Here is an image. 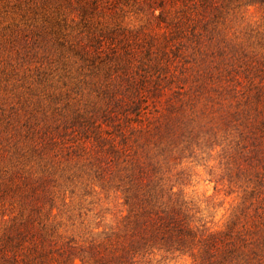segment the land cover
I'll return each instance as SVG.
<instances>
[{
	"label": "rangeland",
	"instance_id": "374dc122",
	"mask_svg": "<svg viewBox=\"0 0 264 264\" xmlns=\"http://www.w3.org/2000/svg\"><path fill=\"white\" fill-rule=\"evenodd\" d=\"M109 1L0 0V264H199L116 257L137 192L264 233V0Z\"/></svg>",
	"mask_w": 264,
	"mask_h": 264
},
{
	"label": "trees",
	"instance_id": "16d2710c",
	"mask_svg": "<svg viewBox=\"0 0 264 264\" xmlns=\"http://www.w3.org/2000/svg\"><path fill=\"white\" fill-rule=\"evenodd\" d=\"M57 2L59 13H63L65 4L78 10L86 22L96 10L110 4L109 0ZM158 16L162 17V13ZM112 66H109V72ZM130 66V59L119 56L115 59L113 70H122L124 75H129ZM135 195L143 206L134 220L131 240L128 246L122 248L123 254L116 256L117 258L126 259L132 251L158 246L180 253H190L196 261L199 259V264H264V233L252 231L246 228V224L238 228L237 222L222 231L199 230L192 225L189 215L178 204L154 202L152 196L139 195L138 192Z\"/></svg>",
	"mask_w": 264,
	"mask_h": 264
}]
</instances>
